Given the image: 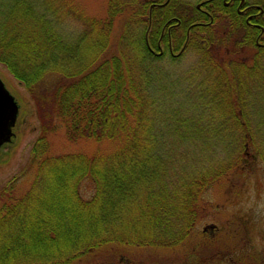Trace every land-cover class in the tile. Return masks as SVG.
Returning <instances> with one entry per match:
<instances>
[{"label": "trees", "instance_id": "trees-1", "mask_svg": "<svg viewBox=\"0 0 264 264\" xmlns=\"http://www.w3.org/2000/svg\"><path fill=\"white\" fill-rule=\"evenodd\" d=\"M125 1L112 0L108 19L97 21L68 0H0V62L39 109L49 108L31 150L32 183L20 196L12 182L0 191V264H72L106 245L177 249L201 215L200 196L246 156L264 159V66L256 59L264 0L244 4L242 15L219 4V16L176 0L149 15L151 0ZM122 2L135 11L126 12L118 53L104 56L116 16L129 7ZM72 21L80 25L73 36ZM148 21L155 50L162 43L199 57L187 80L197 89L169 92L168 84H182L157 69L163 58L147 45ZM244 48L254 50L251 66ZM57 122L69 141L117 144L50 156L45 130ZM138 226L149 239L131 238ZM250 251L230 258L264 264V249Z\"/></svg>", "mask_w": 264, "mask_h": 264}, {"label": "rangeland", "instance_id": "rangeland-1", "mask_svg": "<svg viewBox=\"0 0 264 264\" xmlns=\"http://www.w3.org/2000/svg\"><path fill=\"white\" fill-rule=\"evenodd\" d=\"M111 1L68 0V3H71L73 7L90 19L105 21L109 17ZM177 1L182 8L184 2L193 7L204 0ZM220 1L223 0H218V3H215V0L214 3L213 1L204 3L200 7L209 15L219 16L222 8L219 5ZM243 1L238 6L241 14H246L250 8L249 5L244 6V4L257 2V0ZM125 2L122 4L129 7L116 16L104 56L118 53V38L130 17L126 12L135 11V7L132 8ZM227 11L229 12V9ZM261 14L262 12H259V15ZM148 20H150L149 16ZM147 24L145 36L147 45L151 46L149 49L155 58H163L156 68L160 67L161 75L166 74L169 80L181 81L182 84V86L168 84L169 92L185 90L189 93L192 89H197V86L190 85L191 83L187 80L191 74H194L195 69L199 68V57L192 50H185L182 47L179 51H173L171 48L167 49L162 43L159 44V49L155 50L152 45H149L151 27L149 21ZM67 27H69L67 28L68 34L72 36L76 31H80V25L77 22L72 21ZM138 27L137 24L135 26L136 34L141 31V28ZM253 52V49L245 50V48L241 52L248 66L253 64L255 54ZM256 59L264 66V53L257 55ZM0 80L18 106L15 125L11 130L13 133L11 141L0 147V191L12 182L15 185L16 195L20 196L28 189L35 177L36 170H38L37 164L33 163L31 150L43 125L48 124V118L43 117H47L49 108L48 110L39 109L24 85L15 79L1 62ZM241 88L244 89L243 86ZM241 94L244 95V93ZM185 96L182 94L181 99L188 101L189 98L187 99ZM243 98L247 100V96ZM56 125L55 131L45 130L49 131L47 136L50 148L48 155L50 156L73 153L91 156L109 152L117 144L115 141L96 142L87 139L72 142L66 138L65 127L60 122H57ZM244 160L243 166L226 172L200 196L201 215L194 222L186 241L179 248L172 250L126 245L117 248L113 245H106L94 252L92 256L77 260L72 264H238V260L234 256L231 259L230 256L235 253H239L237 256H240V251L248 249L254 252L262 251L264 249V159L256 152L246 156ZM92 193L93 185L89 180L83 181L82 196L88 199ZM146 231H148L146 228L138 226L131 238L138 239V241H142L140 238L149 239L150 235H146ZM156 231L166 230L159 228Z\"/></svg>", "mask_w": 264, "mask_h": 264}, {"label": "water", "instance_id": "water-1", "mask_svg": "<svg viewBox=\"0 0 264 264\" xmlns=\"http://www.w3.org/2000/svg\"><path fill=\"white\" fill-rule=\"evenodd\" d=\"M17 114L18 106L0 80V147L11 141Z\"/></svg>", "mask_w": 264, "mask_h": 264}, {"label": "flooded vegetation", "instance_id": "flooded-vegetation-1", "mask_svg": "<svg viewBox=\"0 0 264 264\" xmlns=\"http://www.w3.org/2000/svg\"><path fill=\"white\" fill-rule=\"evenodd\" d=\"M140 1H144V0H140ZM152 2L151 3H149V5H148V8H147V12H148V14L150 15V13H151V11H152V9L153 8H157V9H161V7H164L166 4H167V2L169 1V0H163L162 2L160 1V0H151ZM213 1V3H214V0H204L203 2H201V3H199L198 5H196V9L198 10V11H200V12H202V13H204V14H206V15H209L206 11H203L202 9H201V7H200V5L201 4H204V3H210V2H212ZM218 0H215V3L217 2ZM232 1L233 0H228L227 2L226 1H220V3L222 4V6H223V8H225V9H229V10H233V9H235L239 14H241V12H240V10H238V6H239V4H241V3H243V2H241V0H237V3H235L236 2V0L234 1V3H232ZM218 3V2H217ZM242 15V14H241ZM174 56V55H173ZM176 56V55H175Z\"/></svg>", "mask_w": 264, "mask_h": 264}]
</instances>
